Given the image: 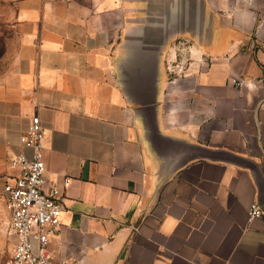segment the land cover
<instances>
[{"label": "crops", "instance_id": "crops-1", "mask_svg": "<svg viewBox=\"0 0 264 264\" xmlns=\"http://www.w3.org/2000/svg\"><path fill=\"white\" fill-rule=\"evenodd\" d=\"M15 26L0 208L38 114L56 262L264 264V0H16Z\"/></svg>", "mask_w": 264, "mask_h": 264}, {"label": "built area", "instance_id": "built-area-1", "mask_svg": "<svg viewBox=\"0 0 264 264\" xmlns=\"http://www.w3.org/2000/svg\"><path fill=\"white\" fill-rule=\"evenodd\" d=\"M44 136L42 120L34 114L20 137L22 148L31 154L21 150L9 158L17 173L4 186L8 213L5 226L14 240L8 264H69L66 260L56 262L48 244L59 231L63 200L71 178H63L62 188L54 186L45 190ZM248 215L249 218L264 215V206L252 203Z\"/></svg>", "mask_w": 264, "mask_h": 264}, {"label": "rangeland", "instance_id": "rangeland-1", "mask_svg": "<svg viewBox=\"0 0 264 264\" xmlns=\"http://www.w3.org/2000/svg\"><path fill=\"white\" fill-rule=\"evenodd\" d=\"M16 0H0V77L10 66V51L16 40ZM7 211L0 208V264H8L14 240L6 230Z\"/></svg>", "mask_w": 264, "mask_h": 264}]
</instances>
